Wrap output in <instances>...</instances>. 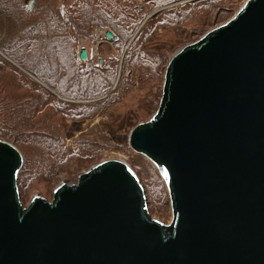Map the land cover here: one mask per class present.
Here are the masks:
<instances>
[{"label":"water","instance_id":"1","mask_svg":"<svg viewBox=\"0 0 264 264\" xmlns=\"http://www.w3.org/2000/svg\"><path fill=\"white\" fill-rule=\"evenodd\" d=\"M129 146L164 181L170 224L122 160L24 208L23 156L0 140V264H264V0L172 56Z\"/></svg>","mask_w":264,"mask_h":264},{"label":"rangeland","instance_id":"2","mask_svg":"<svg viewBox=\"0 0 264 264\" xmlns=\"http://www.w3.org/2000/svg\"><path fill=\"white\" fill-rule=\"evenodd\" d=\"M23 1L20 0V2ZM55 1H48V3L52 7ZM99 1L115 7L109 14L102 12V18L126 23L127 15H133L134 19H139L140 22L134 27L132 24L126 25L132 35L125 46H122V43L114 46L108 44L100 46V54L96 62L102 69L99 72L103 73L99 78L98 86L95 87L97 91L95 97L89 100L71 101L56 95L70 104L56 103L52 100L51 106L45 107L44 112L48 116V120L46 117L45 121H0L4 122L0 123V134L12 138L16 143L1 138L0 140L15 146L23 156L24 162L18 176V190L24 208L28 207L35 196L51 202L54 190L61 183L76 184L81 174L101 162L122 160L129 164L139 177L146 192L151 216L164 224H170L172 211L166 185L154 165L131 150L130 132L139 123L149 121L158 110L166 68L172 56L185 45L198 41L210 30L228 22L248 0H201L199 2L195 0L194 2L199 4H191L192 11L186 9L179 14L182 19L174 17L177 15L175 11L165 12L166 15L159 17V20L155 22L157 25L149 28L142 37L140 50L144 53L141 62L134 67L129 65L124 77L121 76L124 55L142 27L154 15L159 14V11L180 9L182 3L161 6L159 0ZM30 3L34 5V0ZM121 7H126L124 17L119 14ZM3 24L6 26V20ZM91 31L93 29L79 36L76 52L80 38ZM130 71H132L131 74H129ZM117 83L119 90H115ZM46 88L55 93L50 88ZM61 106L64 113L59 109ZM55 109L62 114L55 113ZM27 130L48 136L46 149L49 151H45L47 154L41 156L38 152L42 150L39 144L32 145L26 137L19 136L21 132ZM40 163L44 164L41 170L38 169Z\"/></svg>","mask_w":264,"mask_h":264},{"label":"trees","instance_id":"3","mask_svg":"<svg viewBox=\"0 0 264 264\" xmlns=\"http://www.w3.org/2000/svg\"><path fill=\"white\" fill-rule=\"evenodd\" d=\"M31 1L0 0V38H2L0 40V121L4 122L45 121L46 117L48 120L44 111L45 107L51 106L52 100L56 103L70 104L56 95L71 101L94 98L97 92L95 87L98 86L103 72H99L102 69L98 67L94 58L85 63L78 60L76 48L79 36L88 30L103 27L111 30L119 38L113 46L121 43L125 46L132 35L126 25L132 24L134 27L140 22L139 19H134L133 15H127L126 23L102 18V12L109 14L115 7L99 0H73V2L56 0L52 7L48 3L52 0H34V5H31ZM194 1H158L161 6L182 3V8L161 10L162 12L159 11V14L146 22L124 55L122 77L126 75L129 65L134 67L141 62L144 53L140 50L142 37L149 28L157 25L155 22L159 17L166 15L167 11L170 13L175 11L177 15L174 17L182 19L179 14L186 9L192 11L191 4H199L201 0ZM125 10L126 7L120 8L119 14L122 17L126 16ZM4 20L6 26L3 24ZM149 32L152 34L151 31ZM131 73L132 71L129 74ZM119 84L115 90H119ZM42 85L50 88L56 95ZM59 109L64 113L62 106ZM55 110L58 115L62 114ZM24 127L28 126L24 125ZM19 136L26 137L32 145L39 144L42 150L38 152L41 156L47 154L45 151H49L46 149L48 136L31 130L21 132ZM0 138L16 143L12 138L1 134ZM42 167L44 164L40 163L38 169L41 170Z\"/></svg>","mask_w":264,"mask_h":264},{"label":"built area","instance_id":"4","mask_svg":"<svg viewBox=\"0 0 264 264\" xmlns=\"http://www.w3.org/2000/svg\"><path fill=\"white\" fill-rule=\"evenodd\" d=\"M118 41L119 38L111 30L103 27H97L88 35L80 38L77 52L78 60L81 63L88 62L91 58L98 60V56L100 54L99 48L101 45L108 44L113 46V44Z\"/></svg>","mask_w":264,"mask_h":264},{"label":"crops","instance_id":"5","mask_svg":"<svg viewBox=\"0 0 264 264\" xmlns=\"http://www.w3.org/2000/svg\"><path fill=\"white\" fill-rule=\"evenodd\" d=\"M77 52H78V50H77ZM77 52H76V54H78Z\"/></svg>","mask_w":264,"mask_h":264}]
</instances>
